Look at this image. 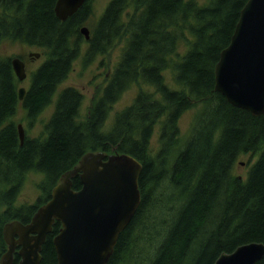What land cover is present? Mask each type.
Returning <instances> with one entry per match:
<instances>
[{"label":"trees","instance_id":"16d2710c","mask_svg":"<svg viewBox=\"0 0 264 264\" xmlns=\"http://www.w3.org/2000/svg\"><path fill=\"white\" fill-rule=\"evenodd\" d=\"M247 1L111 0L94 21L87 0L62 21L54 10L57 0H0V263L8 249L5 225L29 223L90 151L127 153L143 164L141 204L108 264H214L223 252L264 243V114L254 116L215 91V65ZM83 25L92 31L85 65L124 40L108 84L84 116L85 95L64 88L45 131L26 134L21 144L15 120L20 82L2 44L21 42L46 56L23 101L32 125L80 57ZM135 84L141 90L133 103L108 124L114 104ZM191 110V127L183 135L180 120ZM246 154L256 159L244 178L235 167ZM31 171L44 174L42 195L36 203L18 204ZM72 181L73 189L82 188L80 175ZM61 227L54 223L41 264H58L54 238ZM19 260L16 252L14 264ZM256 264H264V257Z\"/></svg>","mask_w":264,"mask_h":264},{"label":"water","instance_id":"95a60500","mask_svg":"<svg viewBox=\"0 0 264 264\" xmlns=\"http://www.w3.org/2000/svg\"><path fill=\"white\" fill-rule=\"evenodd\" d=\"M86 1L57 0L56 16L65 21ZM80 31L90 39L88 26ZM30 55L40 57L37 52ZM12 65L24 81L25 62L14 57ZM215 91L254 116L264 114V0H248L242 8L230 43L215 65ZM25 95L26 88H19V99ZM17 128L23 144L25 127L19 123ZM142 170L143 164L131 154L86 153L78 166L63 175L29 223L13 220L5 225L8 249L0 264H14L16 252L20 256L17 264H41L43 244L56 221L62 224L54 238L58 264H108L120 233L141 204ZM77 175L82 182L79 190L73 189L72 178ZM263 257L264 243L255 241L223 252L214 264H256Z\"/></svg>","mask_w":264,"mask_h":264},{"label":"rangeland","instance_id":"374dc122","mask_svg":"<svg viewBox=\"0 0 264 264\" xmlns=\"http://www.w3.org/2000/svg\"><path fill=\"white\" fill-rule=\"evenodd\" d=\"M111 0H92L95 15L101 16L108 5V3ZM201 4H207L211 0H198ZM123 45L124 40L120 41L116 47L112 48L110 53L108 54L109 58L104 63V66L101 65V57L99 61H93L88 63V65H85L84 63V52L81 53L80 57L74 62L73 70L69 74V77L65 82H63L60 87L58 88V91L54 95L53 103L39 116V118L32 124L29 125V121L26 118L25 110L22 108V106H19L18 113L15 116V120L17 123H23L25 127L26 134L31 137H38L42 134V132L45 131V124L50 119L54 109H55V102L59 96V93L67 87H76L78 88L84 95L85 100L81 109V114L84 116L87 113L88 107L90 103L92 102V99L96 96V94L99 92V94L102 93L104 90V87L107 85V79L106 74L108 72L107 64L112 66V69L114 71L116 65L118 64L119 60L121 59V56L123 54ZM185 47L183 46L179 51L184 52ZM29 51L33 52H41L37 48H32ZM25 50L21 44H14V42H11L9 40H6L3 43L2 48V54L6 56H16V55H23ZM107 55V54H106ZM46 60V57H40L35 58L33 60H28V71L31 72L33 69L36 70L39 65H41ZM166 78L169 77V81L171 82V78L169 76V72H165ZM33 78V73L29 75V77L21 83L22 86L29 87L31 85ZM144 91L149 92V89L153 88H142ZM141 87L139 84L133 85L129 90L124 92L119 100L114 104V107L112 108V111L108 117L107 123L110 124L114 120L115 114L124 109L125 107L129 106L133 103L134 98L138 95L140 92ZM196 110V109H194ZM194 110L187 111L180 120V126H181V132L183 135H186L191 127L192 118L194 115ZM158 130V128H157ZM156 130L154 137H153V143L155 144L158 140V131ZM255 159L251 154L243 155L239 158L237 161L236 167H235V173L239 176L246 177L249 169L255 162ZM44 177L43 173H37L35 171H31L27 174L24 187L22 190V193L18 199V204H33L36 203L38 198L42 195V191L39 188V184L41 183L42 179Z\"/></svg>","mask_w":264,"mask_h":264},{"label":"flooded vegetation","instance_id":"af4514ba","mask_svg":"<svg viewBox=\"0 0 264 264\" xmlns=\"http://www.w3.org/2000/svg\"><path fill=\"white\" fill-rule=\"evenodd\" d=\"M84 6V5H83ZM82 6V7H83ZM81 7V8H82ZM54 10H55V8H54ZM80 10V9H79ZM78 10V11H79ZM77 11V12H78ZM76 12V13H77ZM75 13V14H76ZM104 13V12H103ZM56 14V13H55ZM74 14V15H75ZM72 17V16H71ZM99 17L100 16H97V15H95V17H94V21H96V20H98L99 19ZM70 18V17H69ZM68 18V19H69ZM61 20V19H60ZM66 21V20H65ZM83 26H88L89 27V29H90V33L92 34V31H91V28H90V26L89 25H83ZM82 26V27H83ZM80 30H81V28H80ZM81 32V31H80ZM82 34V33H81ZM91 38V37H90ZM84 39H85V37H84ZM6 41V40H5ZM4 41V42H5ZM90 39L89 40H84V42L82 43V53L84 52V54L87 52V48H88V46H89V44H90ZM21 44L22 46H23V48H24V50H25V54H23V55H16V56H12V57H10V56H7V57H10V59H11V64H12V59L14 58V57H20L24 62H25V64H26V69H27V77H26V79L29 77V75H30V73L32 74L33 72H35V71H37L39 68H40V66L45 62H43L41 65H39L38 67H37V69L36 70H32L31 72H29L28 71V60H33V59H35L36 57H34V56H31L30 54L31 53H33V51H29V49L31 50L32 48H34V47H31V46H28V45H26V44H24V43H21V42H14V44ZM2 48H3V44H2V46H1V53H2ZM37 53H40V57H46L45 55H43L41 52H37ZM110 52H108L107 53V55L106 54H98L95 58H94V61L96 60V61H99V59H100V57H101V59H102V61L100 62L101 63V65H102V67L104 66V63L107 61V59L109 58V56H108V54H109ZM3 55V54H2ZM4 56H6V55H4ZM40 57H38V58H40ZM12 67H13V65H12ZM107 69H108V72H107V74H106V79H107V84H108V80L111 78V73L113 72V69H112V66H110L109 64H107ZM14 70V69H13ZM15 72V71H14ZM16 74V73H15ZM16 77H17V75H16ZM18 78V77H17ZM25 79V80H26ZM19 80V79H18ZM24 80V81H25ZM24 81H20L19 80V82H20V84H19V86H18V91H19V88H21V87H25V86H22L21 85V83L22 82H24ZM26 88V93L28 92V90H29V88H30V86L28 87H25ZM23 101H24V99L23 100H20V105L22 106V108L24 109V107H23ZM54 112V111H53ZM53 114V113H52ZM52 116V115H51Z\"/></svg>","mask_w":264,"mask_h":264}]
</instances>
